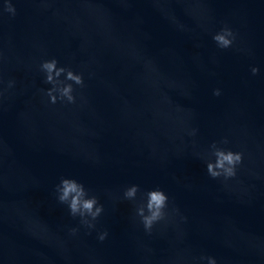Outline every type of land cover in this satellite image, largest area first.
Returning <instances> with one entry per match:
<instances>
[{"label":"water","instance_id":"water-1","mask_svg":"<svg viewBox=\"0 0 264 264\" xmlns=\"http://www.w3.org/2000/svg\"><path fill=\"white\" fill-rule=\"evenodd\" d=\"M11 2L16 15H0V264H264V0ZM225 26L235 40L221 49ZM53 58L82 75L83 86L58 78L75 103L46 95L41 64ZM213 143L243 154L234 177L207 173ZM62 178L103 205L94 228L58 201ZM154 189L169 199L149 234L136 207Z\"/></svg>","mask_w":264,"mask_h":264},{"label":"clouds","instance_id":"clouds-1","mask_svg":"<svg viewBox=\"0 0 264 264\" xmlns=\"http://www.w3.org/2000/svg\"><path fill=\"white\" fill-rule=\"evenodd\" d=\"M3 12L11 14L12 17L16 15V8L11 0H4L3 8L0 10V15ZM213 40L221 49L229 48L234 40L235 35L233 31L225 26L220 32L213 36ZM57 60L51 59L43 61L41 70L46 73L45 83L53 85L47 90L46 95L50 98V102L55 104L57 100L66 101L68 103H75V96L73 95V84L65 83L58 79L62 74H66L65 79L72 81L76 85L83 86L82 75L74 73L70 69L64 67H57ZM253 75L258 74L259 69L252 67ZM13 81H9V87L13 85ZM58 94V95H57ZM220 89H214L213 95L219 96ZM223 143H227L224 140ZM211 155L215 160H208L206 163L207 173L213 179L223 176L225 179L234 177L236 175V166L242 162L243 154L241 152H233L217 147L216 143L212 144ZM139 191L138 185H132L124 192V198L128 200H135ZM57 199L61 204H66L69 213L73 217H80L81 224L88 228H94L93 223L103 212V205L98 203L96 196H89L88 191L84 185L73 178H62L60 184L56 186ZM168 196L161 189L148 190L144 193V200L136 207V216L140 218L144 230L151 233L153 225L163 220L166 216L165 209L168 206ZM90 218V219H89ZM73 233L77 230L72 229ZM108 236L105 230L98 236L99 241L103 242ZM208 264H216V260L208 257Z\"/></svg>","mask_w":264,"mask_h":264}]
</instances>
